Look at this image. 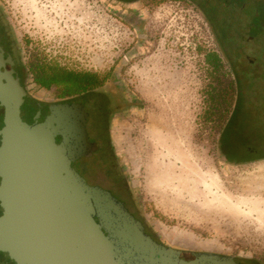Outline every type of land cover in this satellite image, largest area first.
<instances>
[{
    "label": "rangeland",
    "instance_id": "1",
    "mask_svg": "<svg viewBox=\"0 0 264 264\" xmlns=\"http://www.w3.org/2000/svg\"><path fill=\"white\" fill-rule=\"evenodd\" d=\"M0 15L21 82L36 99L62 100L55 85L33 81L27 66L34 59L107 73L98 90L115 95L109 132L129 205L159 241L264 264V160L234 166L216 153L238 93L225 60L215 73L205 61L216 46L198 7L188 0H0ZM219 91L226 99L209 118L210 95Z\"/></svg>",
    "mask_w": 264,
    "mask_h": 264
},
{
    "label": "water",
    "instance_id": "2",
    "mask_svg": "<svg viewBox=\"0 0 264 264\" xmlns=\"http://www.w3.org/2000/svg\"><path fill=\"white\" fill-rule=\"evenodd\" d=\"M0 43V264H241L174 248L129 205L75 168L92 155L78 100L45 102L23 86Z\"/></svg>",
    "mask_w": 264,
    "mask_h": 264
},
{
    "label": "flooded vegetation",
    "instance_id": "3",
    "mask_svg": "<svg viewBox=\"0 0 264 264\" xmlns=\"http://www.w3.org/2000/svg\"><path fill=\"white\" fill-rule=\"evenodd\" d=\"M188 1L206 17L216 46L212 51L217 53L219 64L225 60L229 66L233 77L230 88L238 93L217 137L216 153L224 163L234 166L263 161L264 151L258 149L262 145L259 143L264 142V0ZM10 40V31L0 15V43L8 52ZM18 71L22 79L23 71L20 68ZM114 97L113 93L95 91L60 98V101L78 100L84 103L88 112L86 126L89 140L97 145L91 156L75 162L76 170L90 183L109 190L128 207L125 171L117 159L109 132L111 108H114L112 102H116ZM232 129L235 138L231 143L223 144L225 135ZM152 236L157 238L154 234ZM234 258L241 264H260L254 259Z\"/></svg>",
    "mask_w": 264,
    "mask_h": 264
},
{
    "label": "trees",
    "instance_id": "4",
    "mask_svg": "<svg viewBox=\"0 0 264 264\" xmlns=\"http://www.w3.org/2000/svg\"><path fill=\"white\" fill-rule=\"evenodd\" d=\"M205 61L210 65L212 71H218L219 59L217 53L208 51L205 53ZM25 68V67H24ZM27 72L32 75V79L38 85L49 88L55 85L58 88L60 98H72L76 95H83L99 91L107 79V73L100 74L96 71L73 70L61 66L57 62H49L42 59H34L27 66ZM226 96L222 91L216 95H210V107L208 108V117L218 110L219 104L222 105Z\"/></svg>",
    "mask_w": 264,
    "mask_h": 264
},
{
    "label": "crops",
    "instance_id": "5",
    "mask_svg": "<svg viewBox=\"0 0 264 264\" xmlns=\"http://www.w3.org/2000/svg\"><path fill=\"white\" fill-rule=\"evenodd\" d=\"M255 163H259V162H255ZM251 164H254V163H251ZM246 165H248V164H246ZM239 166H244V165H239Z\"/></svg>",
    "mask_w": 264,
    "mask_h": 264
}]
</instances>
